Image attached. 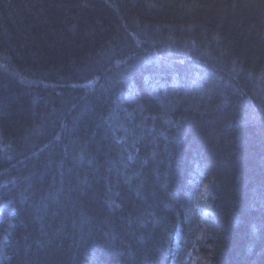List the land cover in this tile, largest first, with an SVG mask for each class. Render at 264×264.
<instances>
[{
	"label": "trees",
	"instance_id": "trees-1",
	"mask_svg": "<svg viewBox=\"0 0 264 264\" xmlns=\"http://www.w3.org/2000/svg\"><path fill=\"white\" fill-rule=\"evenodd\" d=\"M0 264H264V0H0Z\"/></svg>",
	"mask_w": 264,
	"mask_h": 264
},
{
	"label": "rangeland",
	"instance_id": "rangeland-1",
	"mask_svg": "<svg viewBox=\"0 0 264 264\" xmlns=\"http://www.w3.org/2000/svg\"><path fill=\"white\" fill-rule=\"evenodd\" d=\"M176 235H177V237H176V240H175V242H174V246H175V247H178V246H177V245H178V236H180L179 233H178V231L176 232Z\"/></svg>",
	"mask_w": 264,
	"mask_h": 264
}]
</instances>
